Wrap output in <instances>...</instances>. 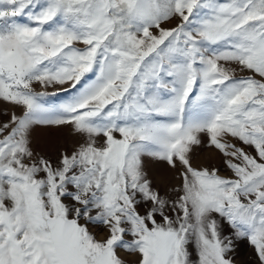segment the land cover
Here are the masks:
<instances>
[{
  "label": "snow or ice",
  "instance_id": "snow-or-ice-1",
  "mask_svg": "<svg viewBox=\"0 0 264 264\" xmlns=\"http://www.w3.org/2000/svg\"><path fill=\"white\" fill-rule=\"evenodd\" d=\"M242 242L264 264V0H0V264Z\"/></svg>",
  "mask_w": 264,
  "mask_h": 264
},
{
  "label": "rangeland",
  "instance_id": "rangeland-1",
  "mask_svg": "<svg viewBox=\"0 0 264 264\" xmlns=\"http://www.w3.org/2000/svg\"><path fill=\"white\" fill-rule=\"evenodd\" d=\"M41 144L46 143V137L41 138ZM206 153L201 154V159L206 157ZM164 167V166H160ZM236 257L238 264H255V258L252 252L251 247L246 243L242 242L237 248Z\"/></svg>",
  "mask_w": 264,
  "mask_h": 264
}]
</instances>
